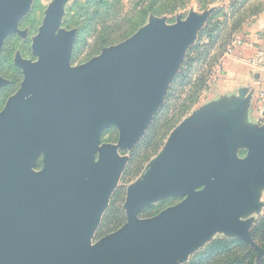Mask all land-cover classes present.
I'll return each instance as SVG.
<instances>
[{
  "label": "water",
  "instance_id": "water-1",
  "mask_svg": "<svg viewBox=\"0 0 264 264\" xmlns=\"http://www.w3.org/2000/svg\"><path fill=\"white\" fill-rule=\"evenodd\" d=\"M46 8L23 79L0 111V264H185L216 233L264 250L250 237L264 187V127L247 121L250 96L201 106L169 135L128 188L126 222L92 243L130 150L163 103L186 51L210 16L148 23L123 42L71 65L77 31L61 28L64 5ZM33 0H0V54ZM8 81L0 76V90ZM108 127L117 144H102ZM245 151L240 158L238 152ZM40 162L41 168L36 169ZM183 198L152 218L140 211Z\"/></svg>",
  "mask_w": 264,
  "mask_h": 264
},
{
  "label": "rangeland",
  "instance_id": "rangeland-1",
  "mask_svg": "<svg viewBox=\"0 0 264 264\" xmlns=\"http://www.w3.org/2000/svg\"><path fill=\"white\" fill-rule=\"evenodd\" d=\"M52 1L53 0H33L28 13L22 18V20L18 24V28L20 31L24 32V36L19 37L17 34H11V35L7 36V38L5 39V41L3 43V47L1 50V54H0V76L8 81L7 85L10 83L9 78L11 77V71H10V68L8 66H6L7 63L4 59V57L6 56V54L9 51L12 50L11 65L14 69H17V71H18L19 82H18V86H17L16 90L12 94H10L8 97H6L4 102L0 105V111L3 109L7 99L17 92V90L19 89L20 83L23 79L21 70L14 66L15 55L18 53L23 59L29 60L31 62H35L37 60V57L33 56L31 53L32 39L36 36V34L38 32V28L40 27L42 20L44 18L45 10ZM74 1L75 0H68L67 3L64 5V16L62 18V22H61L60 27L65 29V30L75 29V28L69 29L63 25V22L66 18V10L74 3ZM130 1L131 0H122V3L126 9L128 8V4ZM232 3L234 5V10L229 9L230 0H223V2L208 6L204 10H200L198 8V6L196 5V3H190L184 10L175 13L173 15V17H171V18L170 17H163L167 24H174L178 19H181V20L185 19L190 13L202 14L205 11H209L210 16H211L212 13H214L217 9L223 7L224 13L226 14L225 20L221 17L218 19V22H223V24L220 25L218 31L215 34V35H218V39L216 40L215 43H210L209 40L206 38V35H204L201 43L198 42V38H199L200 34H202V32L206 29V27L209 23V19H210V16H209L208 20L206 21L204 26L199 31L196 39L193 41V43L190 45V47L186 51L185 56L183 58V61L180 64L179 69L174 76V78H175L180 73V69L184 65L185 61H187L188 59H191V58L194 59V55L196 56V62L192 63L191 69L185 74L186 78L183 81L184 87L183 88L180 87L179 89H177L175 94H174V92H171L170 90H171V85H172L173 80H174V78H173V80L171 81V83L168 87V90L166 92V95L164 97L162 105L157 110V112L153 115L152 120L150 121V123L146 127L144 134L138 139V141L135 143V145L132 147V149H130V150H119L118 151L120 156L126 158V164H125V167L122 171V174H121V176H120V178L116 184V187H115V189H114V191H113V193L109 199L107 208H106V210H105V212H104V214L100 220L99 226H98V228L94 234V237L92 239V243H95L100 238H102V237H100V238L97 237V231L100 227L103 226V231H106L105 230L106 227L109 228L110 229L109 231L111 233L117 231L121 227L120 226L118 229L113 231V229L115 227L114 221L110 222V219H107L106 221H104V215H106L107 211L109 210L111 202L114 198V195L118 192H120L119 193L120 198H119L117 204L120 206V212L124 218V223L126 222L125 211L123 209V205L125 203L128 188L131 187L132 185H134L136 182H138L143 177V175H144L145 171L147 170L148 166L150 165V163L152 161H154L160 155V153L162 152V150L165 146V143H166L169 135L171 134V132L176 127H178L180 124H182L183 122H185L189 119H192L194 117V114L201 108L202 105H204L203 102L206 100V96H207L208 92L213 87L214 79H216V77L219 74H221V69H222V64L224 62V59H226L231 54V52L233 50H235V47H233V43L238 38L243 39L242 33L245 30V28H247L248 25L251 26L252 22H254L258 18V16L262 12H264V0H231V4ZM238 14H239V16H241V18L245 19V22L240 27L239 30L231 32V25L235 22V19H236L235 17H237ZM27 18H34L35 19L34 29L31 28V26H29V25L23 26L21 24V22ZM147 23L148 22H146L143 26H145ZM143 26H141V27H143ZM140 28H138V30ZM75 30L77 31V29H75ZM128 38H126V39H128ZM77 39L78 38H77V33H76V38H75L74 44L76 43ZM126 39L116 41V43H114L110 46H113V45H116L120 42H123ZM74 44H73L72 54L74 52ZM92 44H93V40L91 38H87V39L83 40L80 47L78 48L79 50L77 51V54L79 53V55H78L77 60L75 62H72V55H71V65L77 66V65L84 64L87 61H89L90 59H92L93 57L99 55L102 50L100 51L99 54H97L95 56H93V54H95V53L90 52ZM198 45H199V50L196 51V48L198 47ZM110 46H108V47H110ZM194 48H195V50H194ZM190 50H192L193 53L188 57V53ZM200 79H203L205 81L206 89L202 90V92L198 94V93H196V88L198 86L197 82ZM169 93L171 95H174V99L171 101V104H170L171 109L169 112V116L164 120V122L166 120H170L172 118H176L177 120L175 121L173 128L164 137V139H161L158 142V146H157L156 150L150 154L149 151H147V150L143 151L141 149L142 143H143L142 140L147 135L150 127L152 126L154 119L156 117L161 116L160 113L162 111V108L165 107L166 97ZM195 95H198V97H197V102L194 104L191 102L194 101ZM180 110H181L182 114H178ZM255 113L258 116L257 109H256ZM175 114H178V115L176 116ZM162 122L163 121H161V123ZM259 125L264 127V124L261 121H259ZM112 128L114 130V133H112L111 138H109L110 136L108 133L103 137L101 136V143L102 144H112V145L117 144L118 131L115 127H112ZM240 152H242L243 155H239ZM240 152H238V156L240 158L244 157L245 151H240ZM131 164L133 166L135 173L131 177H128V176L124 177V173H126V171L128 170V168L130 167ZM36 169H40L38 167V165H37ZM180 200H181V197H171L168 199L157 201V202H155L151 205H148L146 207H149V206L150 207H157L160 203L164 202V204L160 208V211L158 212V214H159L161 211H163L166 208H169L170 206L176 204ZM258 203L261 205L259 211H253L252 213H249V214H247L241 218L242 220H249L251 222L250 231L253 228V226L255 225V223L257 222V220L264 215V187L258 191ZM146 207H144V208H146ZM139 218L147 219V218H142L140 216H139ZM124 223L122 224V226L124 225ZM111 233H109V234H111ZM216 238H228V237L223 233H216L212 237L211 241L216 239Z\"/></svg>",
  "mask_w": 264,
  "mask_h": 264
},
{
  "label": "trees",
  "instance_id": "trees-1",
  "mask_svg": "<svg viewBox=\"0 0 264 264\" xmlns=\"http://www.w3.org/2000/svg\"><path fill=\"white\" fill-rule=\"evenodd\" d=\"M223 2V0H131L126 9L122 3V0H75L74 3L66 10V18L63 25L69 29H77V41L74 44V52L72 54V62L77 60L80 47L83 40L91 38L93 44L90 52L95 53L93 56L100 53V51L119 40H124L134 34L138 28L143 26L150 16L156 18L173 17V15L179 11L184 10L190 3H196L200 10H204L208 6ZM229 9L234 10L233 3ZM239 12V11H238ZM226 19L224 8L217 9L210 16L209 23L206 29L200 34L198 42H202L204 35L210 43H215L218 39V35H215L220 25L223 22H218L219 18ZM235 22L231 25V32L237 31L244 24L245 19L241 16L235 17ZM214 22V23H213ZM21 24L23 26L29 25L34 29L35 19H24ZM85 42V41H84ZM199 43V44H200ZM16 48V47H15ZM14 48V49H15ZM195 50V48H194ZM199 50V45L196 51ZM193 53L189 51L188 57ZM12 50L9 51L4 57L7 65L11 71L10 83L0 90V105L4 102L6 97L12 94L19 82L18 71L11 65ZM187 57V58H188ZM187 60V59H186ZM196 62V56L194 59H188L180 69V73L174 78L171 85V92L177 91L180 87H184L183 81L185 80V74L191 69L192 63ZM198 86L196 93H201L206 89L205 81L203 79L198 80ZM198 95L194 96V101L197 102ZM174 99V95L170 93L166 97L165 107L162 108L160 117H156L150 127L147 135L143 138L141 149L149 151L151 154L158 146V142L170 132L173 128L176 118L170 120H164L169 116L170 104ZM192 100V99H191ZM178 114H182L181 110ZM178 114H175L176 116ZM161 121H163L161 123ZM264 124V120L262 121ZM109 134L111 138L114 130L112 127L104 130L102 137ZM107 138V137H106ZM150 141V142H149ZM239 155H243L240 152ZM38 167L41 168L40 162ZM135 173L132 164L124 173V177H131ZM119 193L114 195L110 208L104 215V221L110 219V222L114 221L116 230L124 223V218L120 212V206L117 204L119 200ZM163 203H160L157 207H146L140 211L139 216L142 218H151L158 214ZM108 217V218H107ZM108 226V225H107ZM106 231H103V226L97 231V237H103L111 233L109 228L106 227ZM250 237L252 241L260 248L264 250V215L260 217L253 228L250 231ZM257 250L250 247L246 242L236 238H216L206 244L195 254L191 255L185 264H257L256 262ZM258 264H264V256Z\"/></svg>",
  "mask_w": 264,
  "mask_h": 264
},
{
  "label": "crops",
  "instance_id": "crops-1",
  "mask_svg": "<svg viewBox=\"0 0 264 264\" xmlns=\"http://www.w3.org/2000/svg\"><path fill=\"white\" fill-rule=\"evenodd\" d=\"M248 26L242 33L245 44L236 47L224 59L221 74L216 77L203 104L228 100L238 96L239 91L245 90L251 98L247 121L259 125L255 112L258 92L264 87V69L256 68L250 62L257 53L264 54V12Z\"/></svg>",
  "mask_w": 264,
  "mask_h": 264
},
{
  "label": "built area",
  "instance_id": "built-area-1",
  "mask_svg": "<svg viewBox=\"0 0 264 264\" xmlns=\"http://www.w3.org/2000/svg\"><path fill=\"white\" fill-rule=\"evenodd\" d=\"M243 44H245V41L241 38L236 39V41L233 43V47H240ZM251 65L256 68L264 69V54L259 52L257 53L251 60ZM215 81V79H214ZM213 81V83H214ZM256 109L258 112V120L263 121L264 120V87L260 89L257 95V102H256Z\"/></svg>",
  "mask_w": 264,
  "mask_h": 264
},
{
  "label": "flooded vegetation",
  "instance_id": "flooded-vegetation-1",
  "mask_svg": "<svg viewBox=\"0 0 264 264\" xmlns=\"http://www.w3.org/2000/svg\"><path fill=\"white\" fill-rule=\"evenodd\" d=\"M182 199H183V198H181V200H180V201H182ZM180 201H179V202H180ZM179 202H177L176 204H178ZM176 204H174V205H176ZM174 205H172V206H174ZM172 206H170V207H172Z\"/></svg>",
  "mask_w": 264,
  "mask_h": 264
}]
</instances>
